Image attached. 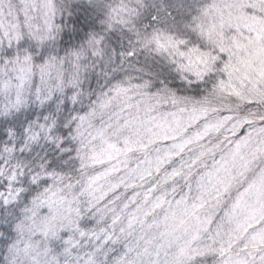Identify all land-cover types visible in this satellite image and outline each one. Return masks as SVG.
Segmentation results:
<instances>
[{"label": "snow or ice", "instance_id": "obj_1", "mask_svg": "<svg viewBox=\"0 0 264 264\" xmlns=\"http://www.w3.org/2000/svg\"><path fill=\"white\" fill-rule=\"evenodd\" d=\"M0 264H264V0H0Z\"/></svg>", "mask_w": 264, "mask_h": 264}]
</instances>
